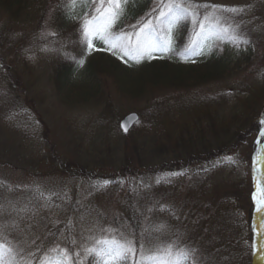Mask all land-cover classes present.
I'll use <instances>...</instances> for the list:
<instances>
[{"label":"rangeland","instance_id":"rangeland-1","mask_svg":"<svg viewBox=\"0 0 264 264\" xmlns=\"http://www.w3.org/2000/svg\"><path fill=\"white\" fill-rule=\"evenodd\" d=\"M131 1L117 30L132 31L130 26L146 19V14L157 6V0H140L139 6ZM195 2L244 8L239 13L219 14L235 18L240 34L250 41L248 44L236 46L213 39L211 50L209 42L197 48L191 45L190 22L174 30L173 45L180 42L181 48L191 49L187 51L191 59L205 54L198 60L203 61L211 52L224 53L227 69L222 77L216 76L217 72L214 79L199 82L207 73L212 72V76L215 69L210 71L209 67L197 65L198 62L191 76L196 79L198 74L199 78L187 87L155 88L141 97H132L123 94L115 75L99 72L102 82H98V90L84 91V88L81 92L93 93L92 100H78L79 93H74L78 88L73 87L87 82L92 59L118 58L123 66L136 71L148 67L152 60L144 56L137 62L118 50L108 51L96 39L89 51L79 19L89 9L77 6L69 15L65 7L68 0H49L41 29L29 23L15 24L0 10V28H6L0 37V56L6 62L0 65V242L12 247L15 253L14 257L3 253L0 264H24L28 260L41 264L45 258H51L55 264L60 257L51 249L57 246L68 249L70 259L66 264H99V258L86 255L85 249L104 236H123L135 242L123 225V210L128 202L142 206L144 194L149 200L146 210L153 213L145 215V223L153 225L154 235L170 240L174 231L182 232L180 223L184 228V244L191 247L194 243H189L185 235L197 240L202 223L190 224L189 210L182 211L181 207L192 194L190 178L195 170L206 169L213 177L209 200L213 199L215 205L222 194L235 198L232 203L238 205V217L242 223L246 222L252 163L264 109V92L253 95L264 86V0ZM136 9L140 10L137 15ZM29 15L30 12H25L22 16ZM9 28L12 33H8ZM49 32L55 35H44ZM76 52L84 64L70 71L69 88L60 90L59 80L53 79L55 68ZM22 53L30 57L28 64L20 60ZM244 85L257 97L247 110L239 104L232 105L233 100L227 94L229 91L233 93L231 96L239 94ZM14 101L19 106L12 107ZM229 109L238 113V119ZM16 110L18 114L14 113ZM132 111L139 112L142 121L131 137L118 138L117 119ZM156 111L161 113L160 120L156 119ZM150 125L152 129L148 128ZM22 130L27 134L24 142L20 137ZM183 135L184 141L172 144ZM225 148L228 151L221 152ZM205 156H211V160L189 164L190 160ZM227 157L235 162L227 161ZM180 160H184L181 168ZM105 180L109 181L107 185H103ZM173 216H177V222L171 219ZM186 221L188 228L184 227ZM158 225L164 227L156 231ZM243 235L247 241L240 243L235 264H248L239 253L248 254L245 249L251 235L247 230ZM225 236L230 239L231 232ZM143 239L147 240V236ZM140 259L137 253L122 264H137Z\"/></svg>","mask_w":264,"mask_h":264},{"label":"trees","instance_id":"trees-1","mask_svg":"<svg viewBox=\"0 0 264 264\" xmlns=\"http://www.w3.org/2000/svg\"><path fill=\"white\" fill-rule=\"evenodd\" d=\"M140 2V0L131 1V3L135 6H139L138 3ZM48 5L49 0H0V10L6 13L8 17H10L14 21L15 24L29 23V25H33L37 29L43 26L45 19V9ZM25 12H30V15L26 17L22 16L25 14ZM134 13L137 15L140 13V10L136 9ZM5 29V27L0 28V37L3 32H6ZM9 32L12 33L10 28L8 30V33ZM180 53L181 51L178 47L171 52L162 55L154 51L151 53L152 58L150 60H152V62L148 64L149 66L147 65L148 67L141 68L137 71L123 66V63L121 64L117 59H112L105 56H100L95 60L92 59L88 67L90 76L88 85L73 86L78 88V90L74 93H79L77 95L78 100H88V98L93 97V93L81 94V92L84 88V91L92 90V92H95L96 90H98L97 84L99 81L102 82V78L99 76V72L115 75V79L123 94L127 96L131 95L132 97H141L148 91L155 88L187 87L190 83H193L191 81H196V79L199 78L197 77L198 74H196L195 76L196 79H192L191 76V72L194 71L193 67L195 63L197 64L198 62L199 63L197 65L206 66L209 67V69H215L212 76L210 75L212 72L207 73L199 78V82H204L205 78L214 79L213 77L217 72L219 73H217L216 76L222 77L225 74V71L227 69V62L224 53L217 55L216 53L211 52V55H206L205 60L197 61L195 63H193L195 59L186 58L185 56L180 55ZM0 58L2 57L0 56ZM20 60L24 64H28L29 62V59L24 53L20 54ZM1 61L2 60H0V62ZM60 65L64 68L70 66L71 62L66 60L61 61ZM110 67H112V69H110ZM63 68H61L60 70H63ZM26 70L28 71V73H31V70L29 68ZM210 71L212 70L210 69ZM31 77H34V75H32ZM58 88L60 90H67L69 86L63 81H59ZM262 90H264V86H262ZM238 92L239 94L234 96L230 95L233 94L231 91L227 93L229 94L230 100L235 101L234 104L232 101V105L239 104V106H244L245 110L250 109V107L253 105V102L257 98L254 97L256 95H251L249 92V88H247L245 85L241 87ZM105 99L107 100V102L109 101L108 98ZM229 111L235 113L231 109H229ZM168 112L169 111H167L166 113ZM160 114V111L159 113L158 111H156L155 116H158L156 119L160 120ZM235 114L237 115L238 119V113L236 112ZM244 119L246 121L248 119V116ZM148 128L152 129L153 127L150 125V127ZM117 134V137L119 138L120 135L118 132ZM184 139L185 136L183 135L180 139H177L176 143L172 144H177L181 141H184ZM240 140L241 138H239L238 141ZM227 148H229V146H227ZM227 148H225V150L223 151H228ZM176 149H178V147ZM209 160H211V156H205L202 159H192L190 160L189 164L194 166L197 163H203ZM179 164L181 165L179 166V168L183 167L184 160H180ZM193 174V177L190 178V184L192 185V194L190 198H187L188 203L185 202V206L182 205L181 209L182 211H184L185 208L189 210L190 224H193L194 222H201L203 225L200 224V226L202 227L200 229V235L198 236L197 240L194 241L191 237L188 238L187 235H185V238L190 240L189 242L194 243L193 245H191V247L198 249L200 257H202L201 261L202 259H205V264H235L238 258L237 253L239 252L240 243L242 245V241H247L246 235H243L246 234L247 225L243 226V221H240L237 214V205L233 206L232 198L229 195L222 194V196H224H221V198L216 202L215 205L212 203L213 199L211 201L209 200L208 197L211 194V188L213 187V177L211 174H209L208 170H195ZM262 175H264V165L262 169H259V176L261 177ZM261 182L264 183V181ZM148 201L149 200L145 199L142 206H133L131 202H128L127 207L125 208V216L127 217L129 225L132 229L135 241H139L141 244L145 242V245L147 247H149L150 245H155L157 243V241L155 242L154 237L150 236L153 225L151 223H145V215L151 216L153 214H150L151 209H149V212L146 210V205L149 203ZM203 204H205L204 208ZM160 213L161 209L159 211V214ZM235 214H237L238 219L234 218ZM175 217L177 216H173L171 219L177 222V219ZM178 226L180 227L179 230L183 232V226L180 223H178ZM184 227L188 228L187 221L185 222ZM228 231L231 232L230 239L226 238L225 236ZM182 232L177 233L174 231V236L171 239H178L181 244H184L185 239L182 237ZM213 234H216V236H213ZM145 236L148 237L147 240L143 239ZM210 243H212V247L209 248ZM247 249L252 251V254L250 251H248V254L241 252L239 253L240 256L245 258V261L247 259L248 264H255L260 254L259 243L253 244V247L247 245L245 250ZM224 250H227V253H225ZM235 253L236 257L234 256Z\"/></svg>","mask_w":264,"mask_h":264},{"label":"snow or ice","instance_id":"snow-or-ice-1","mask_svg":"<svg viewBox=\"0 0 264 264\" xmlns=\"http://www.w3.org/2000/svg\"><path fill=\"white\" fill-rule=\"evenodd\" d=\"M128 3L129 0H68L65 7L69 15L77 6L89 9L79 17L80 31L89 51L94 48L93 40L96 39L103 42L108 51L118 50L125 55H131L137 62L144 56L151 59V53L154 51L162 53L170 51L173 46L174 30L185 25L186 22L192 25L191 45L197 48H202L206 42H209L208 46L211 50L210 41L213 39L236 46L250 43L240 34V25L235 23L234 17L230 19L219 14L223 11L239 13L243 12L244 8L196 3L195 0H157V6L146 14V19L142 18L137 24L130 26L132 31L117 30L118 22L124 16ZM44 35L54 36L55 33L49 32ZM188 50L191 49H186ZM77 63L82 66L84 60L79 59ZM261 123L264 124V119ZM260 135L264 136V130ZM226 160L235 162L231 157H227ZM261 160H264V157H261ZM261 181H264V175L257 179L252 199L256 204V212L264 214V183ZM108 183V180L103 181V185ZM261 226L264 227V224ZM163 227L164 225H158L155 230L160 231ZM51 251L57 252L60 257L55 260V264H66L70 259L68 249H60L57 246ZM5 252L9 257L15 256L12 247L0 242V258ZM137 253L141 257L137 264H201L198 249L181 244L178 239L158 241L155 245H150L146 251L145 245L139 241L134 242L123 236L120 238L104 236L96 239L93 247L85 249L86 255L99 258V264H120L129 256L136 257ZM24 264H31V260L25 261ZM41 264H53V260L45 258Z\"/></svg>","mask_w":264,"mask_h":264},{"label":"water","instance_id":"water-1","mask_svg":"<svg viewBox=\"0 0 264 264\" xmlns=\"http://www.w3.org/2000/svg\"><path fill=\"white\" fill-rule=\"evenodd\" d=\"M138 119H139V115L135 112H132L127 116H125L120 122V126L122 130L125 133H127L131 129V127L135 124V122L138 121ZM125 127L127 128V130H125Z\"/></svg>","mask_w":264,"mask_h":264}]
</instances>
